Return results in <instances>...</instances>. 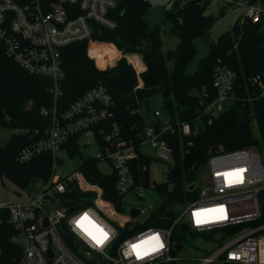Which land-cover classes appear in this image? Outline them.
Listing matches in <instances>:
<instances>
[{
  "label": "built area",
  "instance_id": "built-area-1",
  "mask_svg": "<svg viewBox=\"0 0 264 264\" xmlns=\"http://www.w3.org/2000/svg\"><path fill=\"white\" fill-rule=\"evenodd\" d=\"M117 1L0 0V53L25 72L50 81L47 87L50 106L39 109V114L47 119L46 125L41 135L25 144L16 155V161L22 163L49 153L50 176L36 183L26 198L0 204V222L7 223L12 230L8 239L21 248L14 264H176L182 260L174 254L181 249L182 242L170 237L176 225L216 241L210 251L192 259L193 264H264V146L227 151L212 148L197 180L188 186L196 188L195 198L181 206L167 227L143 225L156 207L145 196L148 166L151 161L171 159L168 137L175 133L193 136L201 117L209 124L237 100L264 98V67L238 79L235 71L217 58L211 68L212 91L195 92L201 108L191 122L171 118L164 109L143 114L140 103L130 110V114L141 118V125L130 126L129 130H134L132 136H126L114 119L111 96L100 83L86 88L68 104L62 106L57 102L61 95V48L81 40L87 45L103 44L92 36L100 28L115 26L111 12ZM215 1L241 6L239 23L246 19L264 24V0ZM86 134L88 137L82 144L87 147L91 143L96 148L94 154L86 156L108 165L107 173L113 174L116 194L121 198L133 194L140 201L144 199V204L122 205L121 211H117L101 198L100 188L88 183L78 170L65 175L54 170L58 162L55 153L63 150L61 145L73 136H77L78 144ZM76 191L89 192L91 203L83 207L77 203L70 205ZM125 207L136 210L135 216L124 212ZM221 208L223 213L211 211L196 216L197 212ZM85 214L92 224L107 233V239L87 221L85 227L91 236L77 226L75 222ZM221 215L226 218H216ZM135 225L140 228L132 230ZM124 227L129 233L116 241ZM156 234L163 247L143 255L156 246L153 242L142 247L138 257L131 245ZM93 236L103 243H97ZM174 242L179 244L176 250L172 248Z\"/></svg>",
  "mask_w": 264,
  "mask_h": 264
},
{
  "label": "trees",
  "instance_id": "trees-1",
  "mask_svg": "<svg viewBox=\"0 0 264 264\" xmlns=\"http://www.w3.org/2000/svg\"><path fill=\"white\" fill-rule=\"evenodd\" d=\"M208 2L171 1V7L163 12L161 21L168 23V32L176 37L177 43L174 49L163 54L160 51L159 25L148 28L142 18L149 9L147 0H118L111 12L115 26L112 29L100 28L92 36L93 40L105 44L92 45L88 50L87 42L81 40L61 48V95L57 102L62 106L68 104L86 88L100 83L111 96L113 117L126 136L133 135L134 130H129L133 123L141 125V118L130 114V110L141 102L147 108L146 99L155 93L161 96L162 109L171 118L191 122L201 108L197 94L202 89L212 91L211 68L217 58L231 67L238 79L264 67L263 22L251 23L244 19L239 23L238 17L228 30L206 44L205 53L194 69L190 73L185 71L196 52L194 40L204 39L214 21L205 13ZM113 48L120 53L119 58L112 66L99 69L104 65L99 63L98 57L114 58L116 52ZM90 50L96 53L95 64L99 68L89 57ZM129 54L139 57L143 64L140 72L137 73L127 62L125 55ZM49 84V79L25 72L0 53V128L15 130L0 144V178L7 179L14 187L27 193L33 192L35 184L48 179L51 173L49 153L38 154L22 163L16 161L20 148L38 138L46 125L47 119L39 114V109L50 106ZM137 85L140 87L134 89ZM76 141L77 136L70 137L61 149L69 156L77 154L79 146ZM167 141L173 163L168 166L166 177L171 184H152L158 201L144 220V226L167 227L179 207L195 198L196 188L189 189L188 186L197 180L211 148L227 151L242 147L261 149L264 146V98L250 102L237 100L209 124L201 117L193 136L182 137L175 133ZM185 141H190V144L186 145ZM76 170L88 183L100 188L102 199L121 211V197L114 190L112 173L101 172L97 160L89 156L81 157ZM71 197L70 205L77 203L83 207L91 203L89 192L76 191ZM138 228L140 226L135 225L132 230ZM120 230L116 241L129 233L126 227ZM11 232V227L1 221L0 264H14L21 252L19 245L9 241ZM170 237L182 242L185 229L174 226Z\"/></svg>",
  "mask_w": 264,
  "mask_h": 264
},
{
  "label": "rangeland",
  "instance_id": "rangeland-1",
  "mask_svg": "<svg viewBox=\"0 0 264 264\" xmlns=\"http://www.w3.org/2000/svg\"><path fill=\"white\" fill-rule=\"evenodd\" d=\"M171 1L172 0H147L149 4L148 11L142 16L143 20L146 22L148 28H151L154 25H159V39H160V51L164 54L167 50L174 49L177 39L176 37L172 36L168 32V23L162 22L161 18L163 15V12L165 10H168L171 7ZM210 7V10L209 8ZM221 9V11H219ZM205 13L209 14L212 18H214V21L210 25L209 29L206 32L205 40L202 38H197L194 40L193 44L195 47V54L192 57L191 61L186 66L185 71L187 73H190L197 61L203 56L206 50V44L214 41L218 35H220L225 30H228L232 23L242 15L243 8L241 6L236 5H224L218 1L215 0H209L208 6L205 9ZM105 44V43H103ZM102 45L99 43H94L91 45H87L86 47L91 49V46ZM114 49V48H113ZM101 48H99V51ZM116 52V55L114 58L110 57V61L107 59H103L102 57H98L99 63L107 66H112L117 58H119L120 53L114 49ZM88 54V51H87ZM89 57L93 60L94 66H96V53L94 51L89 52ZM126 57H137L136 54H129L126 55ZM138 58V57H137ZM132 59V58H130ZM127 62L131 64V60H128L126 58ZM107 63V64H106ZM132 65V64H131ZM104 68V67H101ZM99 68V69H101ZM147 108L144 106V102H141L140 109L143 114H145L146 111H151L153 109H162V99L161 96L158 93L152 94L146 99ZM149 116V113H148ZM251 126L254 128V123L251 121ZM15 130L12 129H3L0 128V144L4 143L7 137L11 132H14ZM88 137V134H86L84 137H81L78 140V146L79 151L77 154H74L73 156H69L66 154L64 150H58L56 151L55 155L58 160V162L54 165V170L58 171L59 175H65L68 173H71L76 170L81 157L94 154L96 152V148L90 143L89 146L85 147L82 142L85 138ZM172 160L169 161H151L148 166V180L149 184L144 189L145 190V196L150 202V204L154 205L158 201V196L156 192L152 189L153 183H160V182H167L168 186L171 184L167 181L166 177V171L168 169L169 165H172ZM98 169L103 172L107 173L109 171V167L107 164L103 162L97 163ZM199 176V174L197 175ZM27 197V192L24 190H19L16 187H14L7 179L0 178V204H5L9 202H15L22 200ZM122 205H139L144 204L143 201L137 199L133 194H125L121 198ZM181 209L179 207L178 211ZM214 239V238H213ZM212 237L206 238L204 236H201L199 234H191L187 230H185V237L182 241V247L181 249L174 252L176 256H178L180 261L175 262L176 264H193V260L195 258H198L208 251H210L213 247L216 245V241H214Z\"/></svg>",
  "mask_w": 264,
  "mask_h": 264
},
{
  "label": "snow or ice",
  "instance_id": "snow-or-ice-1",
  "mask_svg": "<svg viewBox=\"0 0 264 264\" xmlns=\"http://www.w3.org/2000/svg\"><path fill=\"white\" fill-rule=\"evenodd\" d=\"M211 211H219L221 213H223V208L221 209H218V210H205L203 212H197L196 213V216L197 217H200L202 215H206L208 212H211ZM217 219H225L226 217L221 215V216H218L216 217ZM85 221H87V223L89 224H92V221L88 218L87 214H85L84 216H82L80 219H78L75 223L77 224L78 227L84 229L85 232H88V235H92L91 232L88 231V229L85 227ZM198 222H203V221H199ZM92 227L94 228H97V231L101 232L103 234V239H107V233H103V230L102 229H99L96 225L92 224ZM94 240H96V237L93 236L92 237ZM97 243H103V240H96ZM153 242H155V245L156 246H153V247H150L147 249V251H145L143 253V255H148L150 252H155L158 250V248H162L163 247V244L160 243V237L158 234L156 235H152V236H149L147 239L145 240H141L138 244H132L131 245V248L134 252H136L137 256L139 257L141 255L140 253V249L146 245H150L152 244Z\"/></svg>",
  "mask_w": 264,
  "mask_h": 264
},
{
  "label": "crops",
  "instance_id": "crops-1",
  "mask_svg": "<svg viewBox=\"0 0 264 264\" xmlns=\"http://www.w3.org/2000/svg\"><path fill=\"white\" fill-rule=\"evenodd\" d=\"M137 56V55H136ZM138 57V56H137ZM137 57H126V55H125V58H127L128 60H131L130 62H131V64H132V66H133V68H134V70L138 73V72H140L142 69H143V64L140 62V59H139V57L137 58ZM130 58H132V59H130Z\"/></svg>",
  "mask_w": 264,
  "mask_h": 264
},
{
  "label": "water",
  "instance_id": "water-1",
  "mask_svg": "<svg viewBox=\"0 0 264 264\" xmlns=\"http://www.w3.org/2000/svg\"><path fill=\"white\" fill-rule=\"evenodd\" d=\"M212 151L213 150L211 148L209 152L212 153ZM124 212L128 213L131 217L135 216V214H136V210L132 209L131 207H125L124 208ZM182 227H184V225H182ZM172 248L175 249V250L178 249L179 248V244L174 242L172 244Z\"/></svg>",
  "mask_w": 264,
  "mask_h": 264
},
{
  "label": "clouds",
  "instance_id": "clouds-1",
  "mask_svg": "<svg viewBox=\"0 0 264 264\" xmlns=\"http://www.w3.org/2000/svg\"><path fill=\"white\" fill-rule=\"evenodd\" d=\"M74 223V222H73Z\"/></svg>",
  "mask_w": 264,
  "mask_h": 264
}]
</instances>
